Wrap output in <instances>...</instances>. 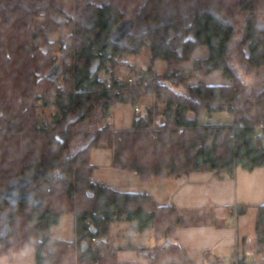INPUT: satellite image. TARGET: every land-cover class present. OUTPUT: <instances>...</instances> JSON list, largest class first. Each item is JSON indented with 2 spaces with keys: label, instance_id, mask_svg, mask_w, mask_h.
<instances>
[{
  "label": "trees",
  "instance_id": "obj_1",
  "mask_svg": "<svg viewBox=\"0 0 264 264\" xmlns=\"http://www.w3.org/2000/svg\"><path fill=\"white\" fill-rule=\"evenodd\" d=\"M81 1L76 0V15L70 16L54 0H0V257L31 251L33 264H137L119 262L108 241L112 223L125 220L135 232L155 229L157 245L138 249L149 264H264V205L250 256L212 260L206 251L197 263L175 239L180 223L176 206H158L151 194L95 182L91 163L93 148L107 143L114 167L136 171L145 182L196 171L232 175L239 167H264V84L257 89L244 80L264 69L259 16L264 0L239 1V11L248 15L239 38L232 23L200 0H146L122 42L112 39L124 20L114 1L83 6ZM59 28L71 31L61 45L63 59L54 54L51 41ZM146 45L152 59H166L168 68L132 78L130 85L117 75L119 67L128 65L121 58L140 54ZM202 45L209 56L193 59ZM180 61H192L197 74L222 71L233 83L189 84ZM101 72L108 77L103 79ZM180 86L185 92L177 91ZM146 94H154L159 103L146 106L131 128L101 126L113 106L132 102L141 109L137 102ZM49 106L56 108L52 131L43 130L39 119V108ZM214 113L229 114L231 123L204 121ZM34 172L21 189H34L33 199L15 203L14 193L4 195L15 180H28ZM245 211L242 207L238 214ZM71 212L76 241L52 237V228Z\"/></svg>",
  "mask_w": 264,
  "mask_h": 264
},
{
  "label": "crops",
  "instance_id": "obj_2",
  "mask_svg": "<svg viewBox=\"0 0 264 264\" xmlns=\"http://www.w3.org/2000/svg\"><path fill=\"white\" fill-rule=\"evenodd\" d=\"M140 54H124L121 60L127 62L128 65L119 67L117 75L119 76L120 69H130L133 72L132 76L119 77L124 80L130 78L138 80L142 70L156 76L168 68L166 59L157 58L153 60L152 53L148 68H138L134 59ZM208 56L209 48L205 45L199 46L193 52V59H203ZM130 57L133 60L130 61ZM178 67L185 75L187 83L189 80L197 83L203 81L211 86L231 85L233 83L230 79L225 78L223 72L219 70L209 74H197L192 61H180ZM101 77L105 79L108 74L101 72ZM188 78L190 79L187 80ZM144 97L148 106L154 105L156 102L159 103L154 94H146ZM113 107L106 124H109L113 130L131 128L134 120L131 111L129 120L126 122L127 127L116 128L111 126L110 121L114 118ZM208 118L211 117L205 119ZM104 124L101 123V126ZM92 165L94 166L93 180L95 182L108 185L121 192L151 194L158 206H176L179 210L180 223L176 230L175 239L197 263L203 261L206 251H210L212 257H221L229 261L252 253L249 246L253 243L252 238L256 233L259 208L264 205V167L251 171L239 167L232 175L210 170L196 171L187 175L155 177L152 181L145 182L141 180L136 171L115 168L113 160L107 166L96 165L95 163ZM106 170L121 177H117L113 181L103 174V171ZM242 207H246V211L238 214V210ZM65 219L73 224L75 230L70 240L53 233L54 227L60 226ZM75 223L76 216L74 213L64 214L60 223L52 228L51 236L70 242L76 241ZM64 231L60 230V232ZM108 241L110 246L116 250V257L119 262L149 264L138 249L156 246L158 235L154 228L135 232L131 222L122 220L112 223ZM34 261L35 254L31 251L18 252L13 258L0 257V264H33Z\"/></svg>",
  "mask_w": 264,
  "mask_h": 264
},
{
  "label": "rangeland",
  "instance_id": "obj_3",
  "mask_svg": "<svg viewBox=\"0 0 264 264\" xmlns=\"http://www.w3.org/2000/svg\"><path fill=\"white\" fill-rule=\"evenodd\" d=\"M114 1L116 4L117 9L123 14L124 20L125 19H133L137 12L140 10L142 5L146 2V0H138V4L130 6L129 4H132L133 2H129L127 0H82L80 4L86 5L89 2L101 4L103 2H109ZM202 1L204 8L208 10H213L216 13H218L225 21H228L232 23L236 30V37L239 38L242 35V30L244 27V24L247 20L248 15L245 13H242L239 11V1L240 0H200ZM54 2L58 5L59 8L64 10L67 15H76L77 11V3L76 0H54ZM259 16L263 19L264 23V2L263 6L259 9ZM39 22H43V17L38 18ZM71 33L70 30L59 28L51 35V41L54 42L53 52L58 58L63 59L67 58L66 53L62 51L61 45L64 41V39L69 36ZM151 59V52L148 45L142 50L141 54L134 59L136 61V66L138 68L142 67L144 69L148 68V64ZM129 60H133V58H129ZM235 61V60H234ZM119 76H122L124 78L128 76H132L133 72L130 69H120ZM140 75V73H139ZM240 76L242 77L243 74L240 72ZM140 77V76H139ZM190 78H192L190 76ZM188 78L187 80H189ZM194 79V78H192ZM196 80V79H195ZM244 80L250 83V85L255 86L257 89H261L264 84V69H260L258 72H252L248 73L246 76L244 75ZM190 83H197V82H191ZM178 92L182 91L185 92V89L183 86H180L177 89ZM161 102V101H160ZM138 105L141 107L140 112L135 111V103L128 102V103H121L117 105L116 107H113L112 114L114 116L113 120L110 121L111 126H115L116 128H124L127 127L128 124L126 122L129 120L130 117V111L132 113L131 116L137 117L141 113L144 112V109L146 106H148V102L145 99L144 95L138 100ZM153 105V104H152ZM162 104H160L161 106ZM164 108H162L161 112H163ZM56 112V108L54 106L49 107H40L39 108V119H40V126L43 130L52 131L54 128V115ZM204 121H208L211 123H231L232 118L227 113H214L211 118L204 119ZM108 123V122H107ZM104 124V123H103ZM106 124V123H105ZM91 159L92 163H95L96 165H109L112 163L113 160V150L111 146H109L107 143H100L98 147L93 148L91 153ZM103 174L106 177H109V179H112L113 181L117 179V177H121L118 175H114L110 171L106 170L103 171ZM93 180V179H92ZM98 181H100L98 179ZM65 230L64 232H60V230ZM53 233L55 235H59L60 237H66V239L70 240L72 239V236L75 233L73 224L68 222V219H65L63 223L60 226H56L53 229ZM58 236V237H59ZM254 243H252L249 246V250L251 252H254ZM252 254V253H251ZM210 258L213 260L215 257L210 256Z\"/></svg>",
  "mask_w": 264,
  "mask_h": 264
},
{
  "label": "water",
  "instance_id": "obj_4",
  "mask_svg": "<svg viewBox=\"0 0 264 264\" xmlns=\"http://www.w3.org/2000/svg\"><path fill=\"white\" fill-rule=\"evenodd\" d=\"M135 26V20L134 19H125L122 22H120L117 27L114 29L112 33V39L115 42H122L125 37L127 36L128 33H130ZM38 172H34L33 176L28 179V180H22V179H17L13 182L11 189L6 192L4 195L5 196H10L14 193L13 201L17 203L21 199H33L35 190L31 189L28 190L24 193H21V189L24 188L28 183H30L34 177L37 175ZM171 242V239L168 235V232L166 231L165 238H164V243L165 245H168Z\"/></svg>",
  "mask_w": 264,
  "mask_h": 264
},
{
  "label": "built area",
  "instance_id": "obj_5",
  "mask_svg": "<svg viewBox=\"0 0 264 264\" xmlns=\"http://www.w3.org/2000/svg\"><path fill=\"white\" fill-rule=\"evenodd\" d=\"M147 74H148V73H147L146 71L142 70V71L140 72V75H139V76H140V77H144V76H146ZM128 81H129V84H130V85L133 84V79H132V78H130ZM107 87H108V88H111L112 86H111V84H108ZM135 110H136V111H139L140 109H139L138 106H136V107H135ZM92 179H93V177H92ZM93 241L98 242V239L93 238Z\"/></svg>",
  "mask_w": 264,
  "mask_h": 264
}]
</instances>
